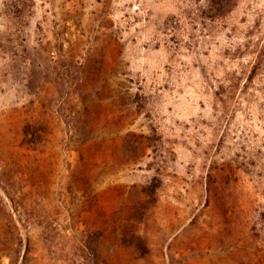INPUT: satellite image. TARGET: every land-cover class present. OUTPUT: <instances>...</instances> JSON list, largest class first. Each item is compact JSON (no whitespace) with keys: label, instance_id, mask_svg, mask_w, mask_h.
<instances>
[{"label":"rangeland","instance_id":"obj_1","mask_svg":"<svg viewBox=\"0 0 264 264\" xmlns=\"http://www.w3.org/2000/svg\"><path fill=\"white\" fill-rule=\"evenodd\" d=\"M0 264H264V0H0Z\"/></svg>","mask_w":264,"mask_h":264},{"label":"trees","instance_id":"obj_2","mask_svg":"<svg viewBox=\"0 0 264 264\" xmlns=\"http://www.w3.org/2000/svg\"><path fill=\"white\" fill-rule=\"evenodd\" d=\"M217 5H219V4H217Z\"/></svg>","mask_w":264,"mask_h":264}]
</instances>
